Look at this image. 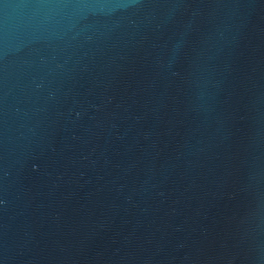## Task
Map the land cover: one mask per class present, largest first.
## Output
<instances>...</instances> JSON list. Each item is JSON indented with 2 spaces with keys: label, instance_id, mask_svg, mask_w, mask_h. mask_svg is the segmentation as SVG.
Here are the masks:
<instances>
[{
  "label": "water",
  "instance_id": "obj_1",
  "mask_svg": "<svg viewBox=\"0 0 264 264\" xmlns=\"http://www.w3.org/2000/svg\"><path fill=\"white\" fill-rule=\"evenodd\" d=\"M0 264H264V0H0Z\"/></svg>",
  "mask_w": 264,
  "mask_h": 264
}]
</instances>
